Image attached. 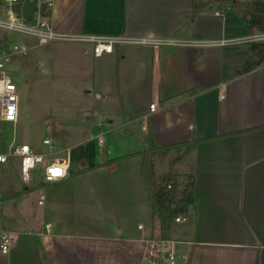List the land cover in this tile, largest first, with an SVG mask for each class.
Listing matches in <instances>:
<instances>
[{"label":"crops","instance_id":"1","mask_svg":"<svg viewBox=\"0 0 264 264\" xmlns=\"http://www.w3.org/2000/svg\"><path fill=\"white\" fill-rule=\"evenodd\" d=\"M200 1L53 0L57 32L160 41L117 43L98 57L83 42L47 48L52 59L72 60L81 89L113 98L124 114L114 128L142 148L94 160L73 145L49 153L32 147L67 161V175L44 182L41 165L35 183L0 200H16L23 212L8 209L11 220L1 222L16 239L10 253L0 251V264H143L153 223L143 158L105 163L146 148L150 128L160 146L204 139L175 169L181 177L191 170L198 200L186 221L172 225L177 264H264V63L240 73L261 31L250 33L232 9ZM153 224L161 237L160 221Z\"/></svg>","mask_w":264,"mask_h":264},{"label":"rangeland","instance_id":"2","mask_svg":"<svg viewBox=\"0 0 264 264\" xmlns=\"http://www.w3.org/2000/svg\"><path fill=\"white\" fill-rule=\"evenodd\" d=\"M4 33L0 31V34ZM5 34L9 44L25 43L29 48L25 55H13L6 63V69L18 87L19 116L14 130L10 125L4 126L0 152H7L10 141L14 145L25 144L44 153L73 145L69 148L73 153L80 149L86 158L98 160L104 152L110 157L142 148L140 140L139 145L136 138L125 134L126 129L114 128L122 121L124 114L112 97L85 92L79 84L81 73L74 70L72 60L52 59L53 54L47 48L65 41L39 45L32 39L28 43L27 38L16 32ZM44 139H49L51 144H43ZM78 142L80 145H77ZM181 153L170 151L153 157L157 181H163L172 170L176 173V165L180 161L174 167L171 162ZM18 163L15 159L0 165V196L22 189ZM40 166L30 171L31 183L37 181ZM190 173L191 170L183 174L185 177L176 173L179 183L176 199L181 197ZM168 183L163 182V185L168 187ZM33 199L32 194L27 196V201ZM8 209H11V215L23 214L21 203L16 200H10L7 205L0 203V222L11 220L6 213Z\"/></svg>","mask_w":264,"mask_h":264},{"label":"built area","instance_id":"3","mask_svg":"<svg viewBox=\"0 0 264 264\" xmlns=\"http://www.w3.org/2000/svg\"><path fill=\"white\" fill-rule=\"evenodd\" d=\"M19 0H0V31L5 33L16 32L22 37L34 39L39 45L48 44L54 41H77L90 44L94 56L113 52L114 44L130 43L142 45H156L160 41L147 39H131L124 37L94 36V35H67L55 31L50 24V11L53 0H30L35 2V10L32 13L34 21L25 20L18 14L14 7L20 4ZM219 15V13H217ZM252 42H264V31L258 32L251 37ZM29 46L25 43L8 44L7 49L0 51V144L5 125H10L14 130L19 116V95L18 87L6 69V63L13 55H25ZM158 111L157 103L150 105V112ZM43 144L50 145L49 139H44ZM102 143V140H99ZM10 141L7 152H0V165L9 160H18V169L23 184L31 181L30 171L38 165L43 166L42 180L44 182H56L67 175L68 163L64 159L56 160L48 158L47 154L35 152L28 145H14ZM170 187V186H169ZM43 197H41L42 200ZM41 200L39 203L41 204ZM186 217L180 215L175 222H184ZM139 228H143L140 225ZM16 235L5 229L0 222V251L2 254L10 253ZM147 250L144 255L143 264H177L179 255L177 252V241L173 239H162L161 237L149 238L146 242Z\"/></svg>","mask_w":264,"mask_h":264},{"label":"trees","instance_id":"4","mask_svg":"<svg viewBox=\"0 0 264 264\" xmlns=\"http://www.w3.org/2000/svg\"><path fill=\"white\" fill-rule=\"evenodd\" d=\"M215 2L219 4L221 10H234L244 20L250 33H254L255 29L261 32L264 31V0H201V8H204L205 6ZM14 10L19 14L20 4L16 5ZM33 21L34 19L32 18L30 22ZM8 44V36L5 33L0 34V51L2 49H7ZM263 63L264 42H250L249 57L244 67L240 70V73H246L254 70ZM189 92H194V90ZM248 131L249 130H244L241 133ZM203 141L204 139H194L193 141L186 143H179L171 146H160L155 139L153 130L150 128L149 143L146 148L139 152H133L122 157L111 159L105 163L111 164L118 160L135 156H141L143 158L142 176L147 186L149 199L152 204L153 223L156 219L160 221L162 239L171 238L172 225L175 222V218L180 215L187 214L190 206L197 208L198 200L194 192L193 175H189V181L184 187L181 197L176 199L177 188L179 185L177 181V174L174 173L171 168L172 171H170L168 175L164 177L163 181H157L154 171L153 157L158 154L168 153L170 151H182V153L171 162L172 167H174L185 156L190 154L200 142ZM100 166L101 164L95 167ZM163 182H169L168 187L164 186ZM24 190L25 188H23L20 192H15L10 195H3L0 200L16 197ZM153 223L151 228V238H154L155 236L153 233Z\"/></svg>","mask_w":264,"mask_h":264},{"label":"water","instance_id":"5","mask_svg":"<svg viewBox=\"0 0 264 264\" xmlns=\"http://www.w3.org/2000/svg\"><path fill=\"white\" fill-rule=\"evenodd\" d=\"M35 10V2L30 0H24L21 5V16L25 20H30L32 17V13Z\"/></svg>","mask_w":264,"mask_h":264}]
</instances>
